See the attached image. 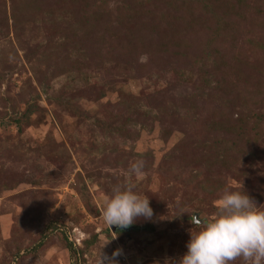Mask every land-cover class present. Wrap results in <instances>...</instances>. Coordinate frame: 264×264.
I'll list each match as a JSON object with an SVG mask.
<instances>
[{
	"label": "rangeland",
	"instance_id": "rangeland-1",
	"mask_svg": "<svg viewBox=\"0 0 264 264\" xmlns=\"http://www.w3.org/2000/svg\"><path fill=\"white\" fill-rule=\"evenodd\" d=\"M226 187L264 206V0H0V264L178 261Z\"/></svg>",
	"mask_w": 264,
	"mask_h": 264
},
{
	"label": "clouds",
	"instance_id": "clouds-1",
	"mask_svg": "<svg viewBox=\"0 0 264 264\" xmlns=\"http://www.w3.org/2000/svg\"><path fill=\"white\" fill-rule=\"evenodd\" d=\"M144 167V161L138 160L129 172L140 176ZM135 188L131 182L113 187L100 213L107 226L126 229L139 217L151 219L150 198L137 193ZM214 205L216 211L211 216L190 214V222L197 230H190L188 251L178 261L166 259L165 264H234L237 260L243 264H264V206H257L246 192L229 187ZM121 254V249L111 256L101 251L96 264H119L117 257Z\"/></svg>",
	"mask_w": 264,
	"mask_h": 264
},
{
	"label": "trees",
	"instance_id": "trees-1",
	"mask_svg": "<svg viewBox=\"0 0 264 264\" xmlns=\"http://www.w3.org/2000/svg\"><path fill=\"white\" fill-rule=\"evenodd\" d=\"M185 14L191 16V14H190L187 10L185 11ZM140 29H141V28H140ZM141 32H142V31H141ZM28 116H29V115H27V117H28ZM17 122H18V121H17ZM17 124L20 126V122H18Z\"/></svg>",
	"mask_w": 264,
	"mask_h": 264
}]
</instances>
